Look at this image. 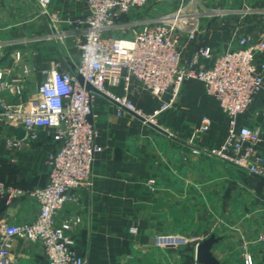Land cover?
Listing matches in <instances>:
<instances>
[{"label": "crops", "instance_id": "crops-1", "mask_svg": "<svg viewBox=\"0 0 264 264\" xmlns=\"http://www.w3.org/2000/svg\"><path fill=\"white\" fill-rule=\"evenodd\" d=\"M194 2L200 11L198 25L193 39L180 36L182 59L191 57L199 45L218 56L235 49L240 37L264 31V0ZM175 7L161 10L148 3L139 22ZM48 10L61 18L56 29L34 0H0V80L18 82L28 69L21 94L0 88L7 102L26 100L50 70L73 72L79 61L76 45L70 47L76 31L65 19L85 16V1L51 0ZM256 61L264 63V51ZM110 90L124 95L132 109L147 118L160 104L134 81L126 93L120 85ZM163 98L168 100L170 93ZM118 108L112 98L95 93L92 109L101 150L92 162L91 185L79 187L55 218L56 224L78 218L69 231L75 254L85 264H201L196 245L212 234L217 241L210 251L218 264H243L244 253L252 256L253 264H264L256 240L264 223V179L190 151L191 145H216L226 134V116L203 84L184 81L169 107L152 116L168 134L122 108L117 113ZM203 116L210 126L199 132ZM237 122L264 133V77L263 89ZM19 127L0 120V179L28 191L46 182V159L56 142L49 127L22 137ZM8 140L20 143L10 147ZM257 149L264 152V138ZM37 214L36 202L25 192L0 198V220L18 224ZM9 264H47L41 242L13 237Z\"/></svg>", "mask_w": 264, "mask_h": 264}, {"label": "built area", "instance_id": "built-area-1", "mask_svg": "<svg viewBox=\"0 0 264 264\" xmlns=\"http://www.w3.org/2000/svg\"><path fill=\"white\" fill-rule=\"evenodd\" d=\"M50 1L34 0L56 29L61 18L48 10ZM84 1L88 11L85 16L65 19L76 31L79 61L74 71L53 68L35 93L22 102H7L0 97V120L20 126L31 135L37 128L49 127L56 142V147L47 155L44 184L22 191L0 179V198L10 199L25 192L38 206V214L32 221L17 224L0 220V264H9L13 237L41 242L47 264H85L75 254L69 234L78 218L55 223L58 211L75 198V191L91 185L92 162L101 150L96 142L92 109L95 92L78 83L77 73L96 90L129 108L132 105L126 97L116 96L110 88L120 85L126 93L134 81L159 100L153 115L169 107L184 81L201 82L226 116V134L216 145H191V153L215 157L264 179V152L257 149L264 133L237 122V116L263 89L264 63H258L256 56L264 51V31L240 37L235 49L218 56L199 45L191 57L182 59L180 36L185 34L193 39L198 25L200 11L194 0H181L171 11L142 22L131 38L116 37L112 31L124 29L127 23L122 18L149 0ZM86 47L96 50L94 64L89 63ZM23 73L18 82L0 80V88H7L14 95L21 94L28 69L24 68ZM166 93H170L168 100L163 98ZM120 112L118 108L117 113ZM153 115L148 119L154 121ZM209 126V119L203 116L197 131L206 132ZM19 143L6 141L10 147ZM256 240L264 254V223ZM243 264H253L249 253H244Z\"/></svg>", "mask_w": 264, "mask_h": 264}, {"label": "water", "instance_id": "water-1", "mask_svg": "<svg viewBox=\"0 0 264 264\" xmlns=\"http://www.w3.org/2000/svg\"><path fill=\"white\" fill-rule=\"evenodd\" d=\"M73 70V68H72ZM74 71V70H73ZM75 78L78 81V83L83 86L86 90L88 91H93L95 93L101 94L103 96L108 97L107 95L103 94L102 92L96 90L92 85H90L89 83L85 82L82 75L80 74H75ZM122 109L126 110L127 112L131 113L132 115H134L135 117H137L138 119H140L141 121H143L144 123H146L147 125H149L150 127H152L153 129H155L158 132H161L163 134H168V132L163 129L162 127H160L159 125H157L156 123H154L151 119H148L147 117H145L144 115H141L138 111L129 108L117 101H115ZM25 134V130L22 127L18 128V136L22 137ZM165 242H173L176 241V239H165ZM217 241V238L214 235H209L208 237H206L205 239H203L202 241H200L199 243H197L196 245V260L201 263V264H218L217 259L212 255L210 249L213 245V243H215Z\"/></svg>", "mask_w": 264, "mask_h": 264}, {"label": "rangeland", "instance_id": "rangeland-1", "mask_svg": "<svg viewBox=\"0 0 264 264\" xmlns=\"http://www.w3.org/2000/svg\"><path fill=\"white\" fill-rule=\"evenodd\" d=\"M150 1H148L146 4H144L140 7H135L132 10H130L129 13H127L122 18V21L127 23L125 28L124 29H121V28L114 29L112 31V34L114 36L120 37V38L134 37L135 34L140 29L139 17H140L141 11L144 10V8L146 7V5H148V3L158 4L160 6L161 10H166L169 7H171L172 5L177 6L181 0H152V2H150ZM74 45H75V43L74 44L72 43V44H70V47H73ZM206 94L209 95L208 93H206Z\"/></svg>", "mask_w": 264, "mask_h": 264}, {"label": "clouds", "instance_id": "clouds-1", "mask_svg": "<svg viewBox=\"0 0 264 264\" xmlns=\"http://www.w3.org/2000/svg\"><path fill=\"white\" fill-rule=\"evenodd\" d=\"M95 52H96L95 48H92V47L85 48L86 56L89 57V63H92V64L95 63L96 61Z\"/></svg>", "mask_w": 264, "mask_h": 264}, {"label": "bare ground", "instance_id": "bare-ground-1", "mask_svg": "<svg viewBox=\"0 0 264 264\" xmlns=\"http://www.w3.org/2000/svg\"><path fill=\"white\" fill-rule=\"evenodd\" d=\"M154 122V121H153Z\"/></svg>", "mask_w": 264, "mask_h": 264}]
</instances>
